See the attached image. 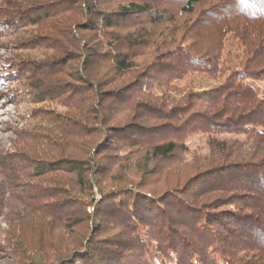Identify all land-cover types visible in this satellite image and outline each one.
I'll list each match as a JSON object with an SVG mask.
<instances>
[{
	"label": "trees",
	"instance_id": "1",
	"mask_svg": "<svg viewBox=\"0 0 264 264\" xmlns=\"http://www.w3.org/2000/svg\"><path fill=\"white\" fill-rule=\"evenodd\" d=\"M0 13L52 50L20 66L28 93L67 108L36 112L0 152V255L264 264V99L246 82L264 81V0H0ZM196 130L258 140L210 139L203 162L184 144Z\"/></svg>",
	"mask_w": 264,
	"mask_h": 264
},
{
	"label": "rangeland",
	"instance_id": "2",
	"mask_svg": "<svg viewBox=\"0 0 264 264\" xmlns=\"http://www.w3.org/2000/svg\"><path fill=\"white\" fill-rule=\"evenodd\" d=\"M7 18L5 13H0V19H2L0 20V152L12 151L14 143L19 141L20 133L28 130L32 132V127L38 123L36 112L42 115L39 111H44L42 115L46 117L42 121L44 123L52 117L67 113V108L59 102L52 100L35 102L32 95L28 93L29 81L23 76L20 66H24L28 62H36L52 50L42 46H33L36 41L46 42L45 39L38 38L36 27L23 26L15 15L10 17V21ZM187 78L192 80L195 86L201 82L203 85L210 83L207 77L199 73H193ZM246 82L256 90L258 98L263 101L264 81L248 79ZM179 83L183 84L184 81H179ZM204 109L207 112H212L217 107L205 103ZM210 139L232 142L234 147L240 151H248L249 148H252L250 146H253L258 140L248 139L243 134H207L196 130L185 137L184 144L191 152L198 155L201 161L207 162L206 158L210 156L211 152L208 145ZM230 208L241 212L239 204L231 205ZM0 226L6 228L4 222L0 223ZM4 245L5 243L0 237V246ZM0 264H13L9 251L1 253Z\"/></svg>",
	"mask_w": 264,
	"mask_h": 264
}]
</instances>
